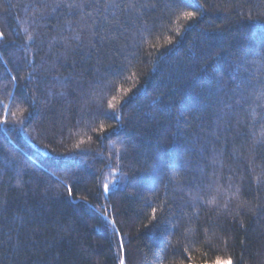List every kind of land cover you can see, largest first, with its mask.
Here are the masks:
<instances>
[{
    "label": "trees",
    "instance_id": "obj_1",
    "mask_svg": "<svg viewBox=\"0 0 264 264\" xmlns=\"http://www.w3.org/2000/svg\"><path fill=\"white\" fill-rule=\"evenodd\" d=\"M89 2L0 0V264H264V0Z\"/></svg>",
    "mask_w": 264,
    "mask_h": 264
},
{
    "label": "snow or ice",
    "instance_id": "obj_2",
    "mask_svg": "<svg viewBox=\"0 0 264 264\" xmlns=\"http://www.w3.org/2000/svg\"><path fill=\"white\" fill-rule=\"evenodd\" d=\"M84 5L82 4H70L68 5V7L70 8H82ZM176 6H178V0H176ZM88 8H93L96 7L97 9H99L100 7H103L104 12H98L97 16L93 17L92 14L86 13L85 15L88 17L89 20V24L86 25L85 27V34L87 35L88 32L91 33V39H90V47H89V55L93 54V53H98L101 51V49L99 48V44L103 43L105 40V36L103 35L104 32L110 31V25L113 23V21L116 22V24L118 26H122L120 24V22L118 20H116L115 14L113 13V18L112 21L108 20V16L105 15L104 13H106L110 8L112 9H121V11L123 12L124 10V6L121 5L120 3H117L116 0H90V2L87 4ZM127 7H132V5H128ZM185 18L189 21L195 20L196 19V13L195 12H186L185 14ZM102 17V18H101ZM253 18L254 17H250ZM104 21H108L107 24L104 23ZM69 28H71V24L69 25ZM119 30V27L118 29ZM3 33L0 32V38L3 37ZM124 33H121V36H123ZM29 39H32V37H29ZM174 43L173 40L169 39L167 41L168 45H172ZM78 48H83V41H81L80 44L77 45ZM261 54L264 55V49L261 50ZM261 67H264V65H261ZM122 70V69H121ZM244 63H243V57H237L236 58V68L233 72V75L230 78V84L232 85L233 88V92L234 93H238L241 89L242 86H244ZM261 84V96H264V80H262L260 82ZM75 94V93H73ZM262 105H258V107H261ZM113 107L111 105V103L109 104V108ZM231 107V106H229ZM89 115H91L92 113H88ZM96 114L98 115H108L107 113L103 112L101 109H97L96 110ZM31 115V114H30ZM262 119H264V116H262ZM231 131V125L229 124L228 128L225 129V133ZM216 135V139L219 140L220 137L218 134ZM76 149H79V145L75 146ZM64 155H67L70 157V159L75 160L78 156L81 155L80 152L74 150H70L67 153H64ZM129 154L126 152L124 156L121 157L122 160L125 161V166H128L131 170V165L128 164L127 162V156ZM134 175V173H133ZM195 180L196 178L193 177V182H190L188 187H194L195 186ZM79 183V180L74 179L73 183L71 186H67V195L69 197H72L74 195V188L75 185ZM109 191V187L107 184L103 185V192H108ZM83 199V198H81ZM4 206V201L0 200V207ZM155 209H153V212L155 213ZM262 211H264V209H262ZM160 223V219L157 216H153L152 221H150V224L152 225L153 228L157 227L158 224ZM145 228H147L148 226L145 225ZM114 236L118 237L117 240V244H118V250L123 253L125 251V244H124V239L122 236L119 235V231L114 229L113 232ZM119 264H125V257L124 255H121L119 258ZM216 264H233V261L231 259H228L227 261H217Z\"/></svg>",
    "mask_w": 264,
    "mask_h": 264
}]
</instances>
